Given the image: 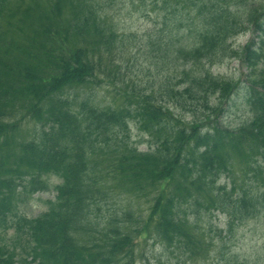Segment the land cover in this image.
<instances>
[{
    "label": "trees",
    "instance_id": "trees-1",
    "mask_svg": "<svg viewBox=\"0 0 264 264\" xmlns=\"http://www.w3.org/2000/svg\"><path fill=\"white\" fill-rule=\"evenodd\" d=\"M243 1L176 0L168 9L163 0V36L153 43L182 63L179 90L134 86L102 105L79 97L101 85L107 65L116 64L119 34L103 25L97 1L0 0V220L14 214L15 200L24 194L51 189L54 175L62 179L47 212L20 218L26 256L0 247V264H137L135 238L152 232L167 248L183 243L194 253V245L208 244L187 212L193 209L197 220V207L218 211L230 225L256 212L258 199L220 185L237 167L264 185L257 166L264 164V0ZM251 26L259 41L230 53L250 71L253 117L230 132L218 121L236 85L214 77L202 62H213L231 37ZM24 122L36 125L30 140L20 130ZM131 122L150 136L149 152L127 145ZM113 182L154 200V207L135 231L129 225L134 217L124 213L123 221L109 220L102 228V239L86 241L83 234L94 231L93 206Z\"/></svg>",
    "mask_w": 264,
    "mask_h": 264
},
{
    "label": "rangeland",
    "instance_id": "rangeland-1",
    "mask_svg": "<svg viewBox=\"0 0 264 264\" xmlns=\"http://www.w3.org/2000/svg\"><path fill=\"white\" fill-rule=\"evenodd\" d=\"M99 4V12L106 15L103 25L106 28L114 30L119 37L118 44L114 45L112 59L114 64L107 65L109 72L101 74L99 81L101 85L81 91L79 97L89 98L99 104L108 105L112 103L113 98L118 91L130 90V87L145 86L151 90L152 86L156 89H163L170 86V81H174L177 75V68L172 62L169 64L168 54L159 47L161 44H155L163 31L164 24L161 23L164 9L163 0H160L159 7H155L150 1L143 0H95ZM176 0H169L165 6L171 8ZM244 4L255 3L254 0H245ZM154 33V34H153ZM251 38V34L243 35L235 40V46L245 45ZM151 39V40H150ZM123 63V64H122ZM247 69L238 61L226 60L219 66L214 67L212 72L218 76L234 78L243 84H246ZM103 76V79H102ZM177 80V79H176ZM113 82L115 84H113ZM173 85V84H172ZM243 87V85H242ZM73 95L77 96L75 93ZM70 93V95H72ZM245 90L238 91L232 96V102L228 105V110L223 116V122L229 128L238 127L248 119L251 109L246 101ZM72 95V96H73ZM121 104H126V100ZM130 145L135 146L139 152L148 151L149 136L145 132L141 133L136 126L131 125ZM35 127L32 123H23L21 130L26 136L34 135ZM235 179L242 189L249 186L251 193H256L261 198V188L256 186L254 179L249 176L245 182L242 181V173L236 169L234 174L228 178L224 176V182H230ZM60 183L58 177L50 178L51 187L48 191L37 193L32 197L23 196L17 203L15 215L7 218L6 222L0 221V246L9 250L15 248L17 253H23L25 237L17 233V225L22 215L32 219L44 213L47 210V201H55V185ZM241 191V189H238ZM260 202V206H263ZM133 205L131 212L136 220L132 224V229L138 228L140 223L146 222L148 216L149 204L145 200H135L131 203L126 201L125 197L116 196L108 204L103 203L101 209L94 210L92 217L97 222H102L104 217L112 212H117L118 217L122 210L128 205ZM260 214L243 220L236 229L229 231L226 227V220L223 215L215 213L205 214L204 209L199 208L196 214L198 219L192 218L191 224L199 231L203 238L201 241L208 240L213 243L210 249L200 252L193 257L187 253L185 255L182 245H173L169 249L164 248L161 243L163 240L155 241L148 233H142L136 237V260L137 264H264V210L260 209ZM193 209L191 214L192 216ZM195 216V215H194ZM216 227L224 229L221 235L217 234ZM151 234L156 235V232ZM161 242V243H160ZM166 243V242H164ZM200 248V247H199Z\"/></svg>",
    "mask_w": 264,
    "mask_h": 264
}]
</instances>
